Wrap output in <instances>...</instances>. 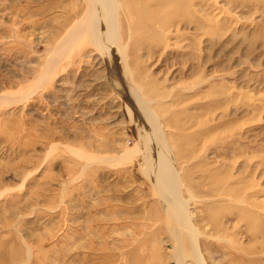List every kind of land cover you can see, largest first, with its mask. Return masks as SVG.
<instances>
[{
  "label": "rangeland",
  "instance_id": "374dc122",
  "mask_svg": "<svg viewBox=\"0 0 264 264\" xmlns=\"http://www.w3.org/2000/svg\"><path fill=\"white\" fill-rule=\"evenodd\" d=\"M114 2L0 0V264H264V0Z\"/></svg>",
  "mask_w": 264,
  "mask_h": 264
},
{
  "label": "bare ground",
  "instance_id": "6f19581e",
  "mask_svg": "<svg viewBox=\"0 0 264 264\" xmlns=\"http://www.w3.org/2000/svg\"><path fill=\"white\" fill-rule=\"evenodd\" d=\"M87 2V0H86ZM116 2V1H115ZM115 2L114 0H88V11H87V14H86V22L85 24L83 25L84 27H81V28H77L76 26V31H74V33H71L68 35L67 37V43H68V46H69V41L70 40H74L76 39V37H78L79 35L82 34V32H85L87 31L88 34H89V37L91 38V41L92 42H99L101 46H103V44H112L113 45V41H112V37H113V28H114V25H115V19L113 18V12L115 11ZM80 5V4H79ZM75 9V8H74ZM117 11V10H116ZM116 14V13H115ZM81 37V36H80ZM79 40V39H78ZM77 41V40H76ZM78 42V41H77ZM97 42V43H98ZM67 43H65L67 45ZM95 43V44H97ZM73 44V43H72ZM71 44V45H72ZM75 44V43H74ZM105 44V45H106ZM64 45V47L66 46ZM98 46V45H97ZM107 46V45H106ZM102 48V47H101ZM104 48V47H103ZM60 50V49H59ZM103 53L104 55L107 57V59H109L110 61V58H113L114 56L117 57V52L115 51V49H112V48H109L107 49L104 48L103 49ZM101 51V50H99ZM62 52V51H60ZM106 60V59H105ZM113 60V59H112ZM105 62V61H104ZM115 73V72H114ZM122 84V82H121ZM123 86V85H122ZM126 91V88L123 89ZM121 93V92H120ZM137 94V93H136ZM122 95V93H121ZM123 96V95H122ZM125 96V95H124ZM137 96L133 93L130 92V100L132 102V106L134 108H136V110H138V113H140L142 115V117H144V119L146 118L148 122L150 121H154L152 118V115L149 111L143 107L139 102H137ZM119 98V97H118ZM126 98V97H125ZM8 100V99H7ZM6 101V100H5ZM4 101V102H5ZM3 102V101H2ZM8 102H10L8 100ZM127 102H128V99H127ZM11 103V102H10ZM138 103H139V107H138ZM9 104V103H8ZM130 104V103H129ZM128 105V104H127ZM131 105V104H130ZM129 106V105H128ZM130 107V106H129ZM142 111V113L140 112ZM137 116V115H136ZM135 116V118H136ZM134 118V117H133ZM132 118V119H133ZM143 120V119H142ZM141 122V121H140ZM137 123V122H136ZM141 124V123H140ZM141 129V128H140ZM139 129V130H140ZM145 132V131H144ZM147 132V131H146ZM142 133V132H141ZM150 135V134H149ZM152 139V137H151ZM167 139V137H166ZM157 140V139H156ZM153 141V140H152ZM147 142V141H146ZM154 142V141H153ZM152 142V143H153ZM139 144V143H138ZM152 147V146H151ZM139 148V147H138ZM136 149V148H135ZM135 151L137 150H129L127 152H125L122 156H118V157H115L112 159V161H114L116 164L115 165H118L120 164L122 161L126 160V159H131L134 155V153H136ZM159 154V153H158ZM146 157V156H145ZM109 159V158H107ZM160 159V158H159ZM99 160V159H98ZM132 160V159H131ZM162 160V159H161ZM111 161V159H110ZM111 161V162H112ZM133 161V160H132ZM163 161V160H162ZM106 162H109L106 160ZM157 163V162H156ZM111 165H113V163H111ZM156 165V164H155ZM156 168H157V165H156ZM152 171V170H151ZM82 173V172H81ZM170 175V174H169ZM169 194V193H168ZM169 197V196H168ZM186 210V209H185ZM169 214V213H168ZM177 216V213L176 215ZM169 217V216H168ZM170 218V217H169ZM173 218V217H172ZM176 219V218H175ZM168 221V219H167ZM178 221V220H177ZM193 222V221H192ZM177 224V223H176ZM175 225V224H174ZM177 227V226H176ZM183 228V227H182ZM178 230V229H176ZM181 230V229H180ZM185 230V229H184ZM206 231V230H205ZM174 232V231H173ZM198 234V233H197ZM219 234V233H218ZM221 237V236H220ZM177 238V237H176ZM179 239V238H178ZM168 240V239H167ZM177 240V239H176ZM169 241V240H168ZM192 241V240H191ZM172 243V242H171ZM193 243V242H192ZM174 245H176V243H173ZM172 244V245H173ZM173 245V246H174ZM171 246V245H169ZM178 246H179V243H178ZM175 248V247H174ZM174 248L172 249L174 251ZM178 248V247H177ZM180 248V247H179ZM171 250V251H172ZM178 250V249H177ZM170 251V250H169ZM240 251V250H239ZM176 254H177V251L175 250ZM178 254H180V258L179 260L182 258L181 257V252L179 253L178 251ZM168 255V254H167ZM175 256V255H174ZM173 257V256H172ZM196 258V257H195ZM170 259V258H169ZM174 260V258H173ZM178 260V261H179ZM201 260L202 258H198V262L201 263ZM184 261V260H183ZM174 262V261H173ZM176 262V261H175ZM181 262V261H180ZM178 263V262H177Z\"/></svg>",
  "mask_w": 264,
  "mask_h": 264
}]
</instances>
